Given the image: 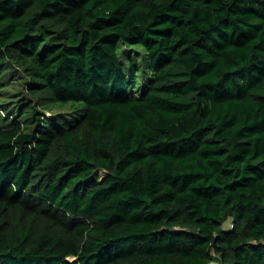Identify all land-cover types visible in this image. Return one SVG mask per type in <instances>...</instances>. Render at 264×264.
<instances>
[{
  "label": "trees",
  "instance_id": "trees-1",
  "mask_svg": "<svg viewBox=\"0 0 264 264\" xmlns=\"http://www.w3.org/2000/svg\"><path fill=\"white\" fill-rule=\"evenodd\" d=\"M0 111V264H264V0H0Z\"/></svg>",
  "mask_w": 264,
  "mask_h": 264
},
{
  "label": "rangeland",
  "instance_id": "rangeland-1",
  "mask_svg": "<svg viewBox=\"0 0 264 264\" xmlns=\"http://www.w3.org/2000/svg\"><path fill=\"white\" fill-rule=\"evenodd\" d=\"M8 78H10V76L8 75L7 76ZM21 82H24V79H20V81H16V80H10L8 82V86L4 89V92H5V96L7 98V100H14L16 98H18V94H21V93H26L25 92V87L22 85ZM69 108L66 107L64 109H61L63 111H66L68 110ZM59 109H56V111H58ZM15 111V110H14ZM13 114H17L16 112ZM7 115H5L3 112L0 111V126L2 125H5L6 124V116H8V113H6ZM10 114V113H9Z\"/></svg>",
  "mask_w": 264,
  "mask_h": 264
}]
</instances>
